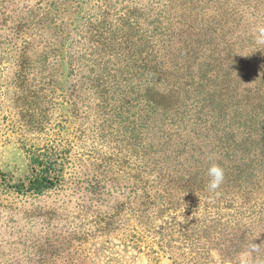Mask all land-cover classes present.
Here are the masks:
<instances>
[{"label":"trees","instance_id":"16d2710c","mask_svg":"<svg viewBox=\"0 0 264 264\" xmlns=\"http://www.w3.org/2000/svg\"><path fill=\"white\" fill-rule=\"evenodd\" d=\"M0 16V117L35 136L26 171H0L13 214L94 216L54 241L67 264H264V0H2Z\"/></svg>","mask_w":264,"mask_h":264},{"label":"rangeland","instance_id":"374dc122","mask_svg":"<svg viewBox=\"0 0 264 264\" xmlns=\"http://www.w3.org/2000/svg\"><path fill=\"white\" fill-rule=\"evenodd\" d=\"M1 4L2 0H0V11ZM21 138L31 140L35 136L12 135L0 117V171L13 172L17 175L26 171L28 162L25 150L19 143ZM77 156L84 169L91 171L95 168L93 155L87 149H80ZM13 200L7 197L3 187L0 186V264L18 262L19 264H67L70 258L64 252L69 246L62 247L54 241L60 234L73 229L74 226L79 227L80 232L89 230L90 224L95 220L94 216L85 213L64 212L61 218L55 220L44 222L37 218L34 223L27 224L24 219L21 220L20 215L13 214L7 208L8 202ZM41 203L51 204L52 199H46ZM18 230L20 233L16 234ZM14 242H19L20 245L17 246ZM77 264H147V262L142 257H135L133 253L113 250L102 256L81 258Z\"/></svg>","mask_w":264,"mask_h":264},{"label":"clouds","instance_id":"9594fccd","mask_svg":"<svg viewBox=\"0 0 264 264\" xmlns=\"http://www.w3.org/2000/svg\"><path fill=\"white\" fill-rule=\"evenodd\" d=\"M256 44L264 45V26L257 25L254 32ZM208 182L207 189L215 192L224 182L225 174L223 168L219 164H211L207 170ZM255 250V249H253ZM217 264H231V262L224 258H217Z\"/></svg>","mask_w":264,"mask_h":264}]
</instances>
